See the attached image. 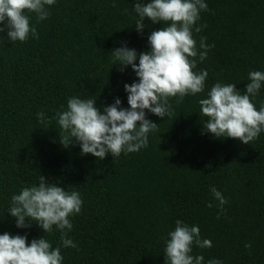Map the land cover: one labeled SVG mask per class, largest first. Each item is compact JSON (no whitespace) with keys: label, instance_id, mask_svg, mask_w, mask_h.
Returning <instances> with one entry per match:
<instances>
[{"label":"trees","instance_id":"trees-1","mask_svg":"<svg viewBox=\"0 0 264 264\" xmlns=\"http://www.w3.org/2000/svg\"><path fill=\"white\" fill-rule=\"evenodd\" d=\"M135 2L56 0L47 19L36 23L29 14L38 39L30 34L13 42L0 32V234L27 235L29 243L44 236L53 248L61 246L55 226L51 234L36 224L18 228L8 214L12 195L43 175L83 201L68 231L77 248L61 247L62 264H167L165 239L177 220L198 226L201 239L212 242L193 245L202 264L213 258L264 264V132L249 144L216 138L203 129L207 117L198 103L218 81L243 94L248 73L264 72V0H205L209 11L200 12L197 26L206 27L193 31L197 48L201 37L212 46L194 69L207 70L205 89L179 104L170 98L167 117L145 110L158 124L147 147L99 160L81 154L78 142L60 143L57 113L68 98L95 99L101 112L116 98L129 107L124 84L138 77L130 65L123 72L112 65L111 52L145 51L151 32L165 26L145 18L138 31ZM252 102L257 110L264 105V85ZM211 186L228 201L223 211Z\"/></svg>","mask_w":264,"mask_h":264},{"label":"clouds","instance_id":"clouds-1","mask_svg":"<svg viewBox=\"0 0 264 264\" xmlns=\"http://www.w3.org/2000/svg\"><path fill=\"white\" fill-rule=\"evenodd\" d=\"M56 0H0V32L6 31L10 41H26L31 34L39 38L31 23L35 14L36 23L49 17L48 6ZM115 6V0H113ZM209 11L205 0H136L135 28L146 27L145 18L152 24L165 25L153 30L148 36L149 48L137 52L134 48L121 46L112 50L113 64H119L123 72L131 66L138 82L124 84L129 107H120L121 100L97 108L95 99L73 96L67 100V109L57 113L59 140L64 147L78 142L81 154H92L99 160L111 153L137 152L148 146V134L158 130V124L146 118L145 110L164 118L171 114L170 98L182 103L185 96L202 93L205 89L207 70L194 71L197 63L207 58L211 45L201 37L199 48L193 31L199 33L206 25L197 26L201 11ZM138 59V63H136ZM249 82L243 94L236 84L216 82L207 98L198 101L200 112L207 120L203 129L216 138H233L249 144L264 132V105L257 110L253 99L264 85V72L250 71ZM44 112L37 118L44 123ZM218 207L228 203L226 197L210 187ZM8 214L15 218L16 227L28 228L38 225L43 233L51 234L53 226L60 232L61 246L53 248L42 236L29 243L27 235L0 234V264H62L61 247L77 248L68 231L72 229L70 217L79 214L83 201L78 191L48 183L43 175L38 184L24 187L13 194ZM212 207V203H208ZM34 221V223H33ZM193 245L210 248L209 239H201L200 229L181 220L165 239L164 256L167 264H202V255H192ZM251 248V244L245 245ZM207 264H222L215 258Z\"/></svg>","mask_w":264,"mask_h":264}]
</instances>
